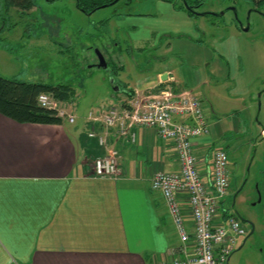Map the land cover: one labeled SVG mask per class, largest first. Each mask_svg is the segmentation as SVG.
Wrapping results in <instances>:
<instances>
[{
  "label": "crops",
  "instance_id": "1",
  "mask_svg": "<svg viewBox=\"0 0 264 264\" xmlns=\"http://www.w3.org/2000/svg\"><path fill=\"white\" fill-rule=\"evenodd\" d=\"M156 6L155 15H128L118 25L131 29L128 43L153 41L158 47L166 38L165 49L172 48L171 55L182 61L165 63L134 84H118L120 90L111 98L124 107L137 97L159 93L169 83L177 92L189 90L199 96L210 131L196 140L194 150L208 178L218 142H224L231 130L239 135L241 127L215 116L237 109L224 113L216 99L209 100V106L202 91L210 87L218 97L212 82L227 83L239 71L251 76L249 89L264 68L250 73L253 65L243 50L249 41L241 33L219 42L238 47L233 54L238 61L232 65L218 47L206 43L202 28L188 12L163 0ZM112 45L113 53H122L121 42ZM170 77L174 81L168 82ZM161 81L166 84L160 88ZM209 107L214 111L210 117ZM98 136L105 138L104 144ZM111 150L117 152L119 175L95 177V159ZM178 169L173 142L162 139L154 127L135 126L123 135L87 117L77 116L75 123L63 119L62 124H41L20 123L0 113V264H156L171 259L179 233L152 180L158 172ZM179 199L188 206L185 195ZM185 219L191 228L190 213Z\"/></svg>",
  "mask_w": 264,
  "mask_h": 264
},
{
  "label": "rangeland",
  "instance_id": "2",
  "mask_svg": "<svg viewBox=\"0 0 264 264\" xmlns=\"http://www.w3.org/2000/svg\"><path fill=\"white\" fill-rule=\"evenodd\" d=\"M157 1L120 0L86 13L76 0H35V7L28 12L8 9L0 0V76L72 85L76 98L63 105L76 119L119 107V100L111 98L114 84H134L165 63L175 65L182 61L171 55L172 48L165 49L166 38L158 47L153 46V41L128 43L131 29L118 25V20L128 15H155ZM196 11L194 18L206 43L218 47L232 65L238 61L233 57L238 47L234 42H219L239 32L249 41L243 50L253 65L250 73L264 68V4L205 0ZM112 42H121L122 53H113ZM97 50L106 55L108 69L98 66ZM250 77L239 71L227 83L212 82L218 97L210 93V87L202 91L209 106V100L216 99L224 113L237 109L234 114L215 116L241 127L239 135L231 130L224 142H218V147L229 154L231 190L244 184L235 204L232 196L224 202V210L241 213L247 231L238 239L227 264H264V70L248 89ZM207 113L210 117L214 111L210 108Z\"/></svg>",
  "mask_w": 264,
  "mask_h": 264
},
{
  "label": "built area",
  "instance_id": "3",
  "mask_svg": "<svg viewBox=\"0 0 264 264\" xmlns=\"http://www.w3.org/2000/svg\"><path fill=\"white\" fill-rule=\"evenodd\" d=\"M171 81H174L173 77L168 82ZM163 84L166 81H161L158 86L161 88ZM38 100L58 117L75 123L76 116L65 108L63 104L66 103L47 93H42ZM88 119L107 128H117L123 135L130 134L135 126L154 127L162 139L174 144L179 169L158 172L152 180V188L164 195L180 243L171 259L156 264H227L238 239L247 231L235 213L220 209L229 196L231 185L227 150L219 148L214 151L208 178L200 171L201 160L194 145L198 138L210 131L201 98L189 90L177 92L169 83L159 93L137 97L124 107H110L100 114L90 112ZM90 136L97 135L91 132ZM98 138L101 144L105 143L104 137ZM131 138L135 139L133 132ZM116 156L117 152L111 150L96 158L93 175L117 177ZM180 195L186 196L187 207L181 204ZM186 213L191 215V228L186 223Z\"/></svg>",
  "mask_w": 264,
  "mask_h": 264
},
{
  "label": "trees",
  "instance_id": "4",
  "mask_svg": "<svg viewBox=\"0 0 264 264\" xmlns=\"http://www.w3.org/2000/svg\"><path fill=\"white\" fill-rule=\"evenodd\" d=\"M119 1L76 0L77 6L86 13L93 12L103 5H110ZM163 1L174 4L177 9L188 12L192 17L197 15L187 8L184 0ZM186 1L191 7L192 5L199 7L205 0ZM250 1L255 4H264V0ZM4 3L8 9L17 8L21 12H28L36 5L35 0H4ZM42 93L50 94L63 103L72 102L76 98L75 88L67 83L50 84L46 82L21 81L0 76V113L20 123L62 124V118L58 117L53 110L45 108L39 103L38 99Z\"/></svg>",
  "mask_w": 264,
  "mask_h": 264
},
{
  "label": "water",
  "instance_id": "5",
  "mask_svg": "<svg viewBox=\"0 0 264 264\" xmlns=\"http://www.w3.org/2000/svg\"><path fill=\"white\" fill-rule=\"evenodd\" d=\"M184 2H185V5L187 6V8L189 9V10H191L192 12H195L196 14H198L197 13V11H196V9L192 6H189L188 5V3H187V1L186 0H184ZM113 4V3H112ZM111 5V4H110ZM103 6H108V5H103ZM249 28H245V30L247 31ZM97 55H98V59H99V62H98V66L99 67H103V68H106V69H108L109 67V63H108V59H107V57H106V55L102 52V51H100V50H97ZM166 75H164L163 77H162V79L163 80H165L166 79ZM115 86H114V90L115 91H119L120 90V86L118 85V84H114Z\"/></svg>",
  "mask_w": 264,
  "mask_h": 264
},
{
  "label": "flooded vegetation",
  "instance_id": "6",
  "mask_svg": "<svg viewBox=\"0 0 264 264\" xmlns=\"http://www.w3.org/2000/svg\"><path fill=\"white\" fill-rule=\"evenodd\" d=\"M192 6L197 10V7H198L197 5H192ZM243 189H244V184H241L240 186H238L234 190L230 189L229 196L233 197L234 204L236 203L237 198L241 195V192L243 191ZM235 214L243 221L244 218H242L240 212L236 211Z\"/></svg>",
  "mask_w": 264,
  "mask_h": 264
}]
</instances>
